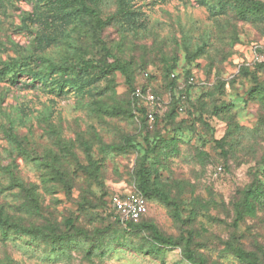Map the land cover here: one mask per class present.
Segmentation results:
<instances>
[{"label": "rangeland", "instance_id": "obj_1", "mask_svg": "<svg viewBox=\"0 0 264 264\" xmlns=\"http://www.w3.org/2000/svg\"><path fill=\"white\" fill-rule=\"evenodd\" d=\"M0 264H264V0H0Z\"/></svg>", "mask_w": 264, "mask_h": 264}, {"label": "built area", "instance_id": "obj_2", "mask_svg": "<svg viewBox=\"0 0 264 264\" xmlns=\"http://www.w3.org/2000/svg\"><path fill=\"white\" fill-rule=\"evenodd\" d=\"M133 96L137 102L145 103V106L156 102V97L151 92L140 88L134 90ZM147 119L153 121L154 115L147 113ZM110 206L126 225L141 223L150 212L147 199L137 194L114 195L110 200Z\"/></svg>", "mask_w": 264, "mask_h": 264}, {"label": "trees", "instance_id": "obj_3", "mask_svg": "<svg viewBox=\"0 0 264 264\" xmlns=\"http://www.w3.org/2000/svg\"><path fill=\"white\" fill-rule=\"evenodd\" d=\"M82 6H83L84 11L90 12V10L84 5V3H82ZM51 69L54 70V71H60V72H62V73H66V72L69 71V70H79L78 67H76V68H74V67H70V66L67 65V64L62 65V66H59V65H57V66H56V65H53V66L51 67ZM123 72H126V71L123 69ZM139 111H140V113L143 115V118H145V117L147 118V112H146L145 109H140ZM141 223H142V222H141ZM141 223H139V224H128V226H129V227L140 226ZM70 224H72V223L70 222Z\"/></svg>", "mask_w": 264, "mask_h": 264}]
</instances>
